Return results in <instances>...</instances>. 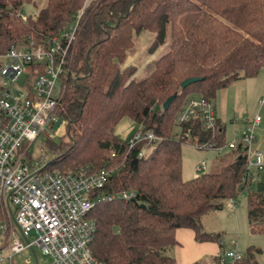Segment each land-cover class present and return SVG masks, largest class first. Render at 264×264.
<instances>
[{
  "label": "trees",
  "instance_id": "16d2710c",
  "mask_svg": "<svg viewBox=\"0 0 264 264\" xmlns=\"http://www.w3.org/2000/svg\"><path fill=\"white\" fill-rule=\"evenodd\" d=\"M36 1L0 0V56L11 46L29 40L42 44L65 31L83 3L44 0L33 17H22V6ZM188 14L195 18L184 32L179 20ZM143 33L151 36L144 59L166 41L167 49L136 78L138 66L123 64ZM65 59L55 113L67 142H46L50 160L41 171L64 173L86 166L109 171L100 191L105 199L86 215L94 225L89 249L98 262L176 264L167 254L176 245L175 230H191L196 242L218 241V234L201 230L200 218L243 191L250 232L264 231L259 184L245 189V158L238 146L228 149L227 164L216 172L181 180V145L221 149L223 126L216 120L211 133L201 130L198 119L175 124L188 98L212 101L218 90L264 69V0H93L82 11ZM190 78L201 80L180 89ZM123 119L155 141L129 148L115 134ZM122 192H131L133 202L119 199ZM235 264L256 263L247 252Z\"/></svg>",
  "mask_w": 264,
  "mask_h": 264
},
{
  "label": "built area",
  "instance_id": "2783aa9c",
  "mask_svg": "<svg viewBox=\"0 0 264 264\" xmlns=\"http://www.w3.org/2000/svg\"><path fill=\"white\" fill-rule=\"evenodd\" d=\"M91 1L85 0L78 18ZM76 27L77 22L42 44L29 40L11 46L0 56V203L12 228L20 235V239L10 241L8 248H2L4 229L0 226V264L32 250L33 246L38 247L50 264H102L89 249L94 225L86 215L94 203L105 199L100 191L107 182L109 171H91L86 166L72 172H42L43 166L31 165L27 155L36 138L47 128H52L58 119L53 89L57 81L60 83L58 94L62 89L68 67L66 52ZM19 79L23 80L20 86L17 85ZM263 104L264 92L259 99V105ZM193 119H198L201 130L212 133L216 129L212 101L199 96L188 98L175 116V124ZM259 122L258 116L249 120L239 138L226 147L240 148L245 158L242 176L247 185L245 189L251 191L249 173L253 169L264 201V155L252 147L254 129ZM154 141L152 134L136 131L128 141V147L137 142ZM200 147L209 148V145ZM204 170L205 165L195 167L196 173L201 174ZM243 192L226 201L231 211ZM112 198V195L108 196V199ZM118 198L130 201L133 194L122 192ZM30 234L34 236L32 241L28 240ZM229 246V252L218 257L216 264H235L241 259L233 250L235 243L231 241Z\"/></svg>",
  "mask_w": 264,
  "mask_h": 264
},
{
  "label": "rangeland",
  "instance_id": "374dc122",
  "mask_svg": "<svg viewBox=\"0 0 264 264\" xmlns=\"http://www.w3.org/2000/svg\"><path fill=\"white\" fill-rule=\"evenodd\" d=\"M84 2L85 0H83L82 7ZM43 6L44 0H37L34 5L25 4L20 10L21 15L24 18L33 17ZM79 11L75 14L70 25H74L80 20L82 14H80L78 18ZM194 18L195 14H188L179 20V25L184 32L188 30ZM150 38L151 36L148 33L139 35L134 42L133 50L128 53V60L130 59V62L132 61L133 65L138 66V70L135 74L136 78L144 75V72L141 69L149 60L158 57L167 49L166 41L163 46L159 47L150 57L144 59L143 54ZM22 82L23 80L19 79L17 85L20 86ZM251 82L253 90L248 95L245 102L242 117L244 123L243 127L245 129L246 126H248V121L254 119L256 116L260 118V124L254 129V141L252 147L264 154V104L259 105V99L264 92V69L260 70L256 76L252 78ZM59 87L60 83L57 81L53 89V95L55 97L58 96ZM135 133L136 129L134 125L126 119H123L115 128V134H117L121 140L127 142L134 137ZM177 133V129L174 128V138H177ZM233 135L234 133L227 123L224 130V146L219 150L211 148L200 149L188 144H182L180 147L181 180L187 181L198 176L199 173L195 172V167L197 166L205 165L203 173H211L216 172L221 166L226 165L227 162L226 159H224L228 153L226 146L232 142L234 138ZM47 141H50L55 145L66 143L67 137L65 135L64 125L59 126L57 133H55L52 128H47L46 131L42 132L36 138L27 151L31 165L38 163L40 166H43L50 160V155L47 154L45 147ZM249 174L251 177L250 190H254L258 179L255 176L253 169L250 170ZM236 203L237 206L233 211L229 209L227 202H223L220 210L209 212L200 218V227L203 232L218 234L220 237L218 241L196 242L197 248L194 249L196 254H198L196 264H214V258L222 257L229 252V243L231 241L235 243L233 250L237 255L242 257L247 252H250L254 263L264 264V231L259 233L250 232L246 218L245 191L243 192V196L239 198ZM0 208L4 216V219H2L3 221H0V226L4 229L2 233L1 247L8 248L10 241L12 239H17L16 235L19 234L16 229L14 231L12 228L10 218L1 203ZM10 209L12 210L11 207ZM33 239L34 236L32 234L28 235L29 241H32ZM256 251H260V253H256ZM32 252L34 256L31 255L30 251L23 252L20 255H14L10 262H6V264H50V260L41 255L37 246H33Z\"/></svg>",
  "mask_w": 264,
  "mask_h": 264
},
{
  "label": "crops",
  "instance_id": "0c3cea01",
  "mask_svg": "<svg viewBox=\"0 0 264 264\" xmlns=\"http://www.w3.org/2000/svg\"><path fill=\"white\" fill-rule=\"evenodd\" d=\"M130 64L132 61L130 62L127 57L123 66ZM251 80L252 78L231 83L228 87L218 90L212 100L216 120L223 126V130L228 123L234 133L233 140L238 139L244 131L242 117L246 99L253 90ZM16 237L20 239V235ZM174 238L176 245L167 252L168 256L176 264H196L198 254L194 250L197 248L194 233L189 229H177ZM213 263L216 264V258L213 259Z\"/></svg>",
  "mask_w": 264,
  "mask_h": 264
},
{
  "label": "water",
  "instance_id": "95a60500",
  "mask_svg": "<svg viewBox=\"0 0 264 264\" xmlns=\"http://www.w3.org/2000/svg\"><path fill=\"white\" fill-rule=\"evenodd\" d=\"M199 80H201V79H198V78H190V79H186V80H184V81H182V82L180 83L179 88H180V89H183V88H185L186 86H188V85H190V84H192V83L198 82ZM173 99H174V96H171L170 98H168V99H167V100L161 105V110H162V111H165V110L168 108V106L171 104V102H172ZM60 125H61V120H60V119H57V120L53 123V125H52V130L55 132V131L59 128ZM130 202H133V200H130ZM22 240L25 242L24 239H22ZM30 253H31L32 256H34L32 250H30Z\"/></svg>",
  "mask_w": 264,
  "mask_h": 264
}]
</instances>
